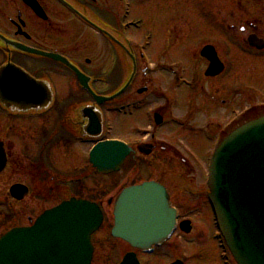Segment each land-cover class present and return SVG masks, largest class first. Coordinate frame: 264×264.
Here are the masks:
<instances>
[{
  "label": "flooded vegetation",
  "instance_id": "obj_1",
  "mask_svg": "<svg viewBox=\"0 0 264 264\" xmlns=\"http://www.w3.org/2000/svg\"><path fill=\"white\" fill-rule=\"evenodd\" d=\"M139 2L0 0V143L7 158L0 175H20L11 187L25 186L29 193L18 204H50L56 198L57 205L73 198L90 200L93 175L99 177L89 157L96 141L128 145L131 155L119 172L122 175L131 170L139 173L142 159H149L146 164L154 177L149 181L168 190L181 219L190 220V212L182 218L176 206L179 200L171 195L173 185H182L196 206L206 200L205 186L197 183L198 188L184 175L187 169L199 171L191 155L199 154V131L208 139L223 141L251 118L250 100L238 87L237 96L244 95L242 103L249 106L236 114L233 92L226 94L218 85L224 74L206 77L209 64L199 54L194 55L197 71L186 69L187 64L176 70L156 67L150 53L152 33L142 41L135 34L142 25L132 17ZM249 9L254 13L242 14L253 17L240 23L233 14L235 23L221 26L249 57L263 58L264 4ZM137 21L141 25L135 28ZM146 36H151L150 41ZM251 42L263 48L257 50ZM199 61L205 69L200 73ZM245 85L250 86L246 81L240 84ZM112 96L116 97L99 102ZM199 109L221 113L199 126ZM164 159L176 161L180 171L162 176ZM39 216L29 218L24 227ZM105 225L106 221L94 242Z\"/></svg>",
  "mask_w": 264,
  "mask_h": 264
},
{
  "label": "water",
  "instance_id": "obj_2",
  "mask_svg": "<svg viewBox=\"0 0 264 264\" xmlns=\"http://www.w3.org/2000/svg\"><path fill=\"white\" fill-rule=\"evenodd\" d=\"M201 55L210 62L206 76L223 72L213 47H205ZM118 145L106 142L94 149L91 162L99 172L118 171L123 164L127 150ZM5 166L6 154L0 144V173ZM209 189L220 231L237 263L264 264V117L240 127L222 143L211 161ZM27 193L23 186L11 189L17 200ZM114 217L113 237L142 251L164 242L176 225L168 194L156 183L126 189L115 204ZM102 222L98 205L75 199L65 202L45 212L33 227L15 228L4 235L0 264H91V236ZM181 228L191 231L189 223ZM121 264L140 263L129 253Z\"/></svg>",
  "mask_w": 264,
  "mask_h": 264
},
{
  "label": "rangeland",
  "instance_id": "obj_3",
  "mask_svg": "<svg viewBox=\"0 0 264 264\" xmlns=\"http://www.w3.org/2000/svg\"><path fill=\"white\" fill-rule=\"evenodd\" d=\"M252 1L254 3L251 0H140L134 10L135 16L132 15L133 18L142 21L141 30L136 31L135 34L137 39L142 41L146 33H152L153 40L150 53L153 63L156 67H172L173 70L187 64L186 69L191 70V72L197 71V61L194 55H200L204 45L208 42L212 43L227 66L224 75L218 80V85L226 94L233 92L232 98H234L235 103L240 102L238 105L235 104L237 113L241 112L244 106L248 107L249 102L243 105L244 95L237 96L239 91L235 90L241 87L242 91L247 93L250 107L253 108L251 118L248 120L250 121L257 116L264 115V109L261 107L264 106V75L263 77L260 75L264 73V57H249L235 43L236 41L231 39L226 28L222 27L221 24H232L234 18L232 19L230 16L233 14L238 19L237 22L240 23L246 21L247 17H253V15L242 13L249 11L254 13L251 9L246 11V8L262 5L264 0ZM202 69L205 70L204 63L199 61V73L202 72ZM184 77L193 81L190 74L184 73ZM163 78L167 83L173 84L168 77ZM243 81H246L250 86H240ZM181 92H185V90L182 88ZM199 103L202 102L199 101ZM206 111L199 109V126L201 122L214 119V116L221 113L217 114L214 110L213 114L210 112L207 114ZM219 120L222 121V117H219ZM227 120H229V116L225 121H222L223 126ZM116 132L120 133L118 128ZM202 134L203 132L200 130L199 140L196 141L199 154H191L192 159H195V163L199 166V171L187 169L184 175L190 182L193 180L196 186L198 183L200 188L204 186L206 188V163L212 157V151L209 152V150H212L213 147L211 146L214 140L208 139ZM142 160L137 168L140 170L139 173H133L131 170L124 175L100 178L102 181L98 178L92 180L93 189L89 199H94L100 203L106 215V227L95 241V255L92 264H119L126 253L136 251L127 244L111 238L110 228L113 204L122 189L149 181L152 176L150 174L152 169L146 164L150 160ZM164 160L167 165H164V169L161 170L162 176L166 177L180 171L175 164L176 161ZM130 163L131 161L126 168L130 167ZM152 178L154 177L152 176ZM18 179H21L20 175H12L10 172L0 175V236L14 227L27 225L29 218L35 219L42 212L60 202L56 198L50 204L41 205L35 202L16 204L9 196V189L12 183ZM174 186H172L171 195L174 196V200H179V204L176 206H178L183 217L190 212V217L187 216L192 219V221L190 220L193 226L192 234L178 233L171 243L162 250H158L153 256L145 257L136 251L141 263L170 264L175 260H183L185 264H228L224 258L223 248L216 240L213 215L207 207L206 201L204 200L199 206H196L192 203L191 195L183 191L182 185ZM184 189L192 192L191 188L185 187ZM206 192H208L207 189ZM203 198L206 199V196Z\"/></svg>",
  "mask_w": 264,
  "mask_h": 264
}]
</instances>
